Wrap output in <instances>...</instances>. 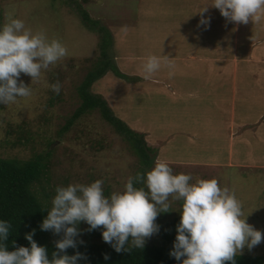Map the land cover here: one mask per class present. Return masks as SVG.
Wrapping results in <instances>:
<instances>
[{
	"label": "rangeland",
	"instance_id": "1",
	"mask_svg": "<svg viewBox=\"0 0 264 264\" xmlns=\"http://www.w3.org/2000/svg\"><path fill=\"white\" fill-rule=\"evenodd\" d=\"M206 3L213 0H0V26L21 19L67 49L40 78L21 73L30 96L0 104V157L49 154L44 186L50 206L57 186L99 179L110 195L141 170L98 109L61 132L80 104L75 88L100 53L102 33L83 23L81 8L109 31L110 62L123 76L109 70L90 91L153 149V165L145 171L160 159L174 174H191L193 182L217 179L240 200L246 222L264 233V17L229 21L215 7L200 13ZM202 16L210 18L207 26L199 24ZM148 55L172 60L146 76ZM56 82L59 94L50 87ZM169 199V212L157 216L161 227L146 245L161 244L162 234L177 235L172 224L180 222L182 201ZM88 229L83 222L77 241L105 242L103 226ZM239 254H264V240Z\"/></svg>",
	"mask_w": 264,
	"mask_h": 264
},
{
	"label": "clouds",
	"instance_id": "2",
	"mask_svg": "<svg viewBox=\"0 0 264 264\" xmlns=\"http://www.w3.org/2000/svg\"><path fill=\"white\" fill-rule=\"evenodd\" d=\"M212 6L229 21L246 24L250 18L258 22L264 17V0H213ZM206 11L204 7L200 13ZM209 23L210 18L203 16L199 21L200 25ZM66 55L67 49L58 39L50 40L43 31L33 32L21 19L13 18L0 26V104L31 95L30 86L19 80L21 73L36 80L42 69ZM171 60L167 55H148L143 72L150 76ZM50 87L56 94L61 91L59 82ZM170 196L182 201L169 253L179 264H236L235 257L245 247L251 250L264 240V233L246 222L242 204L229 188L221 187L215 178L193 182L191 174H174L167 162L157 159L151 170L129 176L123 189L110 195L104 194L99 179L57 186L51 208L40 224L41 230L62 233L51 258L46 247L33 239L34 229L25 234L29 246L9 251L5 242L12 224L0 219V264H79L86 256L79 251L69 255L67 250L77 248L82 221L89 225L88 231L103 226V240L117 253L142 249L145 238L159 230L157 216L169 212Z\"/></svg>",
	"mask_w": 264,
	"mask_h": 264
},
{
	"label": "trees",
	"instance_id": "3",
	"mask_svg": "<svg viewBox=\"0 0 264 264\" xmlns=\"http://www.w3.org/2000/svg\"><path fill=\"white\" fill-rule=\"evenodd\" d=\"M78 12L89 29L102 33L99 42L100 53L75 88L80 104L61 132L68 130L83 115L98 109L102 120L109 125L115 135L126 143L132 156L137 158L143 168L139 170V173H146L145 169H149L154 162V157L150 155V153L153 154V149L146 146L141 134L130 129L116 117L100 96L90 91L92 85L109 70L123 78L110 62L108 52L111 45L110 33L104 27H97V22L92 21L81 8H78ZM48 160L49 154L34 155L28 160L0 157V219L12 224V229L5 242L9 251L14 250L15 247L29 246L25 234L32 232L33 229L35 230L33 239L38 245L46 247L49 258H51V253L56 251L55 241L62 237V233L56 235L51 230L44 231L40 228L42 220L47 216V210L51 208L49 204L51 195L44 186V183L49 184L50 162ZM157 221L156 219L155 222ZM82 223L83 221L79 223V229ZM177 225L176 221L172 224L173 228ZM162 236L164 239L161 244H145L142 249H133L132 252L117 253L106 242L99 244L91 241H83V243L77 241V248H69L67 252L69 255L74 254L75 251L83 253L87 259L79 261V264H179L169 254L176 235L174 237L172 234H162ZM105 255L109 257L107 260L104 258ZM235 260L236 264H264V254H237ZM225 264H231V262H225Z\"/></svg>",
	"mask_w": 264,
	"mask_h": 264
},
{
	"label": "crops",
	"instance_id": "4",
	"mask_svg": "<svg viewBox=\"0 0 264 264\" xmlns=\"http://www.w3.org/2000/svg\"><path fill=\"white\" fill-rule=\"evenodd\" d=\"M201 1H203V0H201ZM205 7L208 8V12H210V9L213 8L212 3H211V4L206 3V4H205ZM209 8H210V9H209ZM252 63H253V62H252ZM256 70H257V69H256ZM258 73H259V72H258ZM261 76H262V75H261ZM261 76H260V77H261ZM227 77H228V78H227L228 80H232V73H231V71H230L229 73H227ZM261 78L264 79V77H261ZM237 81H238L237 84H239L241 80H240V81L237 80ZM237 84H236V85H237ZM255 124H257V122H255ZM262 132H264V129H263Z\"/></svg>",
	"mask_w": 264,
	"mask_h": 264
}]
</instances>
